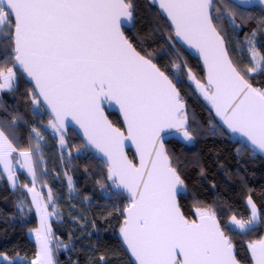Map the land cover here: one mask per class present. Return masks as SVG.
Returning <instances> with one entry per match:
<instances>
[{"label":"snow or ice","instance_id":"snow-or-ice-1","mask_svg":"<svg viewBox=\"0 0 264 264\" xmlns=\"http://www.w3.org/2000/svg\"><path fill=\"white\" fill-rule=\"evenodd\" d=\"M158 2L175 35L197 48L204 60L207 84L195 80L190 70L189 79L229 129L247 137L254 149L264 153V89L253 87L234 66L226 38L218 30L223 20L239 27L229 10L231 5L225 3L224 12L216 7L213 15V0ZM133 18V0H0V39L9 41L10 53L5 48L4 56L10 55L12 63L11 67L0 65V90L14 91L18 80L15 69H22L34 82L29 91L32 105L37 111L46 105L54 116L49 126L60 132L64 117L71 116L88 142L107 158L108 178L129 194L120 234L135 264H240L225 229L251 231L260 219L257 206L249 197L250 219L233 215L223 228L208 209H198V222L185 218L177 202L183 181L160 140L164 128L176 129L186 141L193 139L176 86L180 79L175 77L173 83V78L125 36L122 25L131 24ZM255 34L254 30L252 36ZM248 43L259 67L264 55L251 40ZM111 101L120 106L127 136L103 115L102 105ZM16 119L13 117L12 123ZM32 132L37 141L44 139L38 129ZM126 139L136 145L139 166L123 151ZM60 144H65L63 136ZM35 147L39 149V142ZM15 151L0 130V165L13 187L16 177L10 158ZM20 155L25 161L21 167L28 168L33 177V187H24L33 194L39 213L42 206L34 187L33 154L23 151ZM47 215L44 209L43 216ZM50 239V228L37 231L39 249L31 264H56ZM247 247L251 264H264V237L250 241ZM105 259L101 254L102 264ZM0 264L16 261L0 252Z\"/></svg>","mask_w":264,"mask_h":264},{"label":"trees","instance_id":"trees-1","mask_svg":"<svg viewBox=\"0 0 264 264\" xmlns=\"http://www.w3.org/2000/svg\"><path fill=\"white\" fill-rule=\"evenodd\" d=\"M134 18L124 34L142 55L153 60L176 83L188 118L191 141L169 140L165 148L183 181L178 194L181 211L188 220L198 217V209H208L216 214L223 228L235 215L248 220L251 209L247 203L251 197L260 219L251 231H228L234 244V253L241 264H251L248 243L264 236V157L254 149L235 139L218 122L212 107L189 79V70L202 84H206L201 63L190 51L175 40L168 20L159 13L150 0H133ZM231 5L235 15L233 28L227 20L218 25L225 36L229 59L255 88L264 89V60L257 67L249 51L251 40L260 55H264V15L259 7L244 8L229 0H214L212 14L224 4ZM255 30V36H252ZM8 29L5 27L4 32ZM5 48L10 53L8 40L0 39V65L11 67L10 55L6 59ZM259 60V56L257 57ZM180 67L174 68L173 65ZM249 68L255 71L249 73ZM17 71L14 91L0 90V130L12 142L15 152L31 151L36 172V187H42V195L48 200L44 186L51 193L47 208L51 213L50 247L56 264H132L121 245L120 227L128 199L122 193L112 191L107 165L89 152L75 131L69 129L57 136L49 126L51 120L42 107L31 103L32 86L25 74ZM111 123L122 129L121 119L115 112L106 111ZM13 117H17L12 123ZM44 137L37 141L32 129ZM61 136L65 141L60 144ZM39 142V149L35 145ZM131 160L134 161L129 151ZM19 182L11 188L0 170V252L13 258L16 264L35 258L36 241L28 231L38 225L39 219L28 197L27 188L32 179L23 172ZM71 178V185L69 183ZM27 185V188L24 186ZM67 245V247H65Z\"/></svg>","mask_w":264,"mask_h":264},{"label":"water","instance_id":"water-1","mask_svg":"<svg viewBox=\"0 0 264 264\" xmlns=\"http://www.w3.org/2000/svg\"><path fill=\"white\" fill-rule=\"evenodd\" d=\"M231 3H233V0H229ZM150 2H152L156 8L158 9L159 13H161L167 20V16L165 13H163V11L159 8V2L158 0H150ZM213 3H214V0H213ZM235 5V4H234ZM236 5H239L241 7H244V8H253V7H259L264 15V4H261L260 3V0H236ZM213 10V8H212ZM169 24H170V28L171 30H173L174 32V36H175V40H177V42L184 46L188 51H190L194 56L197 57V59L200 61L201 63V67H202V71H204V75H205V82L207 84V68L205 66V63H204V60L203 58L201 57L200 55V52L197 48L195 47H192L191 45H189L188 43H186L183 39H181L180 37H177L175 35V31L174 29L172 28L171 26V22L168 20ZM129 26L128 23H125L122 25V30L124 28H127ZM231 60V59H230ZM158 67V66H157ZM17 70H19L20 72L23 73L22 69H19L18 67L16 68ZM25 74V73H24ZM25 77H26V80H28V82L30 83V85L32 86V89H34V82L31 81V79L25 74ZM195 83V82H194ZM195 88L197 89L196 87V83H195ZM198 93L201 94V96L203 97V99L206 101V103H209L212 107V104L206 100L203 96V94L197 89ZM42 109L48 113L49 117L51 120H54V116L51 114V110L50 109H47V106L46 105H41ZM102 108H103V115L107 118V120L111 123L110 119L108 118L107 116V113L106 111H112V112H115L118 117L121 119V122H122V129L116 127L113 123H111L114 127L118 128L121 130V132L124 133L125 136L128 135V131H127V125L125 124V121H124V116L122 114V112L120 111V106L118 104H116L114 101H111V102H105L103 105H102ZM212 110L214 112V114L216 115L217 117V120L218 122H220L225 130L230 134L232 135L235 139H239L242 143H245L246 145L250 146L251 148H253V146L250 144V142L248 141L247 137L243 136L241 133L239 132H233L231 129L228 128V126L224 123V121L222 120V118L220 116H218L216 114V111L215 109L212 107ZM73 130L76 132V134L79 136V138L81 139V141H83V144L85 146V148L91 152V154L93 153L94 156L102 163L106 164L107 165V158L103 155V153L99 152L94 145L90 144L87 140V138L85 137L84 135V130L80 127V125L78 123H76L75 120L72 119L71 116H66L64 117V127L60 130L61 132H67V130ZM177 139H183L182 138V135L181 134H178L176 129H169V128H164L160 131V140L161 142H163L164 144V147H165V143L166 141H169V140H177ZM166 149V148H165ZM254 149V148H253ZM125 155L128 157V159L131 160V157L129 155V151L132 153V156L134 158V163L139 166V163H140V159H139V155L137 154V150H136V145L133 144V142L130 140V139H126L124 141V149H123ZM254 153L255 154H258V155H262L264 157V153L260 152L258 149H254ZM108 167V165H107ZM110 183H111V188H112V191L113 192H116V193H122L124 194L125 196H127V199H128V205L130 203V199H129V194L127 193L126 190H124L123 188L121 187H116V185L114 184V182L112 180H110ZM177 202H178V196H177ZM179 203V202H178ZM124 212V211H123ZM123 215V213H122ZM186 218V217H185ZM125 219V216L123 215V221ZM187 219V218H186ZM198 222V217L196 219H194ZM190 221V220H189ZM192 221V220H191ZM123 223V222H122ZM264 237V236H263ZM121 245L122 247H124L125 249V252L127 254L128 257H130V260H131V263L132 264H135V258L131 255L130 251L127 249V246L124 244L123 242V238L121 237ZM235 254V253H234ZM236 256V255H235ZM241 264V263H240Z\"/></svg>","mask_w":264,"mask_h":264},{"label":"crops","instance_id":"crops-1","mask_svg":"<svg viewBox=\"0 0 264 264\" xmlns=\"http://www.w3.org/2000/svg\"><path fill=\"white\" fill-rule=\"evenodd\" d=\"M1 91H3V90H1ZM20 153L21 152H14L13 154H12V157L10 158L11 159V163H12V168H13V170H14V173H15V177H16V179H15V186H17L18 185V182H19V177H18V174H19V172H23L26 176H29L31 179H32V184L28 187V188H32L33 187V177H32V175L29 173V171H28V168H26V167H21V165H23L24 164V158L20 155ZM33 168H34V165H33ZM0 170H1V172H2V175H3V177L6 179V181L8 182V184H9V186L11 187V188H15V187H13V182L12 181H10L9 179H8V173H6V172H4V170H3V166L2 165H0ZM34 187H35V192L37 193L38 192V187H36V185H34ZM46 191V190H45ZM28 197L30 198V200H31V203H32V207L35 209V211H36V214H37V217H38V219L40 218L39 217V213L37 212V209L35 208V204L33 203V194L32 193H30V192H28ZM49 218H50V221H51V214H49ZM44 224V223H43ZM49 224H50V222H49ZM38 227H40L41 226V224H40V219H39V222H38V225H37ZM50 227V226H49ZM43 228H44V225H43ZM45 229V228H44ZM46 230V229H45ZM29 235V234H28ZM30 237V236H29ZM30 238H32V237H30ZM33 239V238H32ZM34 240V239H33ZM36 241V240H35ZM36 244H37V242H36ZM37 251V250H36Z\"/></svg>","mask_w":264,"mask_h":264},{"label":"rangeland","instance_id":"rangeland-1","mask_svg":"<svg viewBox=\"0 0 264 264\" xmlns=\"http://www.w3.org/2000/svg\"><path fill=\"white\" fill-rule=\"evenodd\" d=\"M0 82H2V81H0ZM52 132H55L56 134H57V136L60 134V132H57L55 129H53L52 128ZM59 133V134H58ZM3 166V165H2ZM41 188L42 187H39L38 188V194H39V197L41 198L40 199V203H41V206H42V211L41 212H39V219H40V224H41V226L40 227H35V228H31V230L30 231H28V234H29V236L30 237H32L34 240H36V242H37V231L38 230H40V229H42L43 228V225H44V228L45 229H48V228H50L49 226V222H50V218H49V215H47V216H43V210L44 209H46V211H47V213H49V214H51L50 212H49V210H48V208H47V204L48 203H51V200H52V197H51V200H49V195H51V193H50V189H49V187L48 186H44V188H45V190H46V196L48 197V200H46L44 197H43V195H42V191H41ZM248 201V200H247ZM35 208L37 209V207H36V204H35ZM249 208H250V206H249ZM251 209V208H250ZM42 217H43V220H42ZM251 217V216H250ZM44 223V224H43ZM49 243H50V241H49ZM38 249H39V245H38V243H37V248H36V250L38 251ZM35 258H36V256H35ZM34 258V259H35Z\"/></svg>","mask_w":264,"mask_h":264},{"label":"built area","instance_id":"built-area-1","mask_svg":"<svg viewBox=\"0 0 264 264\" xmlns=\"http://www.w3.org/2000/svg\"><path fill=\"white\" fill-rule=\"evenodd\" d=\"M32 260H33V258H29V259H25L23 262H24V264H31Z\"/></svg>","mask_w":264,"mask_h":264}]
</instances>
